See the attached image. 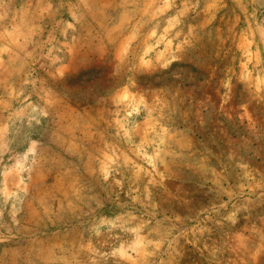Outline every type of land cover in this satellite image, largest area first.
I'll list each match as a JSON object with an SVG mask.
<instances>
[{
    "label": "rangeland",
    "instance_id": "374dc122",
    "mask_svg": "<svg viewBox=\"0 0 264 264\" xmlns=\"http://www.w3.org/2000/svg\"><path fill=\"white\" fill-rule=\"evenodd\" d=\"M0 264H264V0H0Z\"/></svg>",
    "mask_w": 264,
    "mask_h": 264
}]
</instances>
